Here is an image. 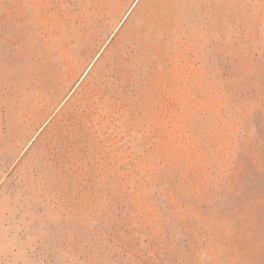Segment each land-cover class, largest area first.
<instances>
[{
  "label": "rangeland",
  "instance_id": "obj_1",
  "mask_svg": "<svg viewBox=\"0 0 264 264\" xmlns=\"http://www.w3.org/2000/svg\"><path fill=\"white\" fill-rule=\"evenodd\" d=\"M0 264H264V0H0Z\"/></svg>",
  "mask_w": 264,
  "mask_h": 264
}]
</instances>
